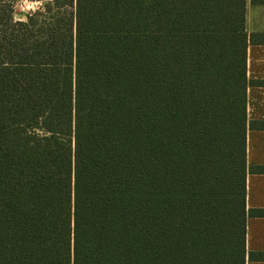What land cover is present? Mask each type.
Segmentation results:
<instances>
[{"label":"trees","instance_id":"obj_1","mask_svg":"<svg viewBox=\"0 0 264 264\" xmlns=\"http://www.w3.org/2000/svg\"><path fill=\"white\" fill-rule=\"evenodd\" d=\"M0 0V264H246V0Z\"/></svg>","mask_w":264,"mask_h":264},{"label":"crops","instance_id":"obj_2","mask_svg":"<svg viewBox=\"0 0 264 264\" xmlns=\"http://www.w3.org/2000/svg\"><path fill=\"white\" fill-rule=\"evenodd\" d=\"M246 29L254 42L247 47V163L264 167V0H246ZM246 247L258 253L246 264H264V171H250L246 179Z\"/></svg>","mask_w":264,"mask_h":264},{"label":"rangeland","instance_id":"obj_3","mask_svg":"<svg viewBox=\"0 0 264 264\" xmlns=\"http://www.w3.org/2000/svg\"><path fill=\"white\" fill-rule=\"evenodd\" d=\"M41 5L39 1L22 0L18 2L15 7L16 19H25L28 12L38 9Z\"/></svg>","mask_w":264,"mask_h":264}]
</instances>
